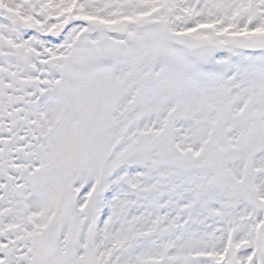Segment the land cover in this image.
Wrapping results in <instances>:
<instances>
[{"label": "snow or ice", "instance_id": "1", "mask_svg": "<svg viewBox=\"0 0 264 264\" xmlns=\"http://www.w3.org/2000/svg\"><path fill=\"white\" fill-rule=\"evenodd\" d=\"M0 264H264V0H0Z\"/></svg>", "mask_w": 264, "mask_h": 264}]
</instances>
